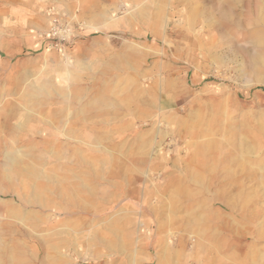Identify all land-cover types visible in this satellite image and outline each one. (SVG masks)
Here are the masks:
<instances>
[{
	"label": "rangeland",
	"instance_id": "1",
	"mask_svg": "<svg viewBox=\"0 0 264 264\" xmlns=\"http://www.w3.org/2000/svg\"><path fill=\"white\" fill-rule=\"evenodd\" d=\"M0 264H264V0H0Z\"/></svg>",
	"mask_w": 264,
	"mask_h": 264
},
{
	"label": "bare ground",
	"instance_id": "2",
	"mask_svg": "<svg viewBox=\"0 0 264 264\" xmlns=\"http://www.w3.org/2000/svg\"><path fill=\"white\" fill-rule=\"evenodd\" d=\"M20 123V122H18ZM18 125V124H17ZM18 155V152H8L6 154V170L9 172L11 171V168L14 164H18V161H20L19 157L17 156ZM10 173V172H9ZM6 175V174H5ZM222 201V204L223 206H225L226 208L232 210L233 208L236 207V201L237 199L233 198V197H227V199H224V200H221ZM217 212V216H221V212L219 211H216Z\"/></svg>",
	"mask_w": 264,
	"mask_h": 264
}]
</instances>
